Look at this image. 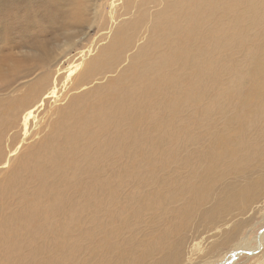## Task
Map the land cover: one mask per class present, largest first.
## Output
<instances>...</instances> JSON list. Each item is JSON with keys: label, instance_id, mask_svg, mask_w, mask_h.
I'll use <instances>...</instances> for the list:
<instances>
[{"label": "rangeland", "instance_id": "374dc122", "mask_svg": "<svg viewBox=\"0 0 264 264\" xmlns=\"http://www.w3.org/2000/svg\"><path fill=\"white\" fill-rule=\"evenodd\" d=\"M37 1H28L24 13L9 2V12L0 13V46L23 71L10 86L2 80L8 73L0 78V116L19 106L12 86L53 65L81 62L80 78L58 72L60 101L44 103L23 145L50 131L53 108L73 109L61 122L83 120L68 141L76 148L73 169L106 191L74 193L70 219L65 208L47 213L41 202L47 233L56 227L59 242L33 263L264 264V64L246 61L264 50V0H196L193 9L180 5L192 0ZM173 14L178 22L167 28ZM124 66L119 89L85 93ZM144 87L154 94L142 95ZM118 105L119 144L105 155L87 139L105 135L95 123ZM14 131L23 134L9 131L0 143L5 152ZM16 165L22 176L26 167ZM61 166L51 172L57 176ZM3 175L0 169V181ZM8 200L16 210V200ZM14 243L0 246V264L22 260L15 251L24 243L18 237L17 250Z\"/></svg>", "mask_w": 264, "mask_h": 264}, {"label": "bare ground", "instance_id": "6f19581e", "mask_svg": "<svg viewBox=\"0 0 264 264\" xmlns=\"http://www.w3.org/2000/svg\"><path fill=\"white\" fill-rule=\"evenodd\" d=\"M28 1L30 0H0V13L2 16H5L9 12V10L6 8L9 2H12L14 6L20 8L22 13H24L26 9L25 5L26 3H28ZM115 1L119 0H111L110 5H113ZM194 1L195 5H191V3ZM38 4L39 2L37 1V5ZM180 5L190 9L200 7L197 6L196 0H192L190 2L183 1L180 2ZM45 7L46 5L39 8L38 12L44 11ZM174 14L167 28H173L177 24L178 20L174 17ZM5 47L6 46H0V78L5 73H8L5 78H3L4 76L2 77V80L4 82H10V80H13L12 82L15 84L17 78L20 77V74H22L23 71L22 73H20L21 71H19L17 65L18 63L16 61H14L13 59L12 60L14 62L9 61V59L12 58L10 57L11 53L5 55ZM91 50L92 49L88 47L85 52L81 54L82 59L87 53H90ZM251 55L252 57H248V59L246 60L248 63L253 62L257 64H264V59L261 58L262 55L264 57V50L257 53H253ZM6 61H9L10 64L9 67L7 66L5 68L4 66ZM80 65L81 62H69L68 65L65 67H63L62 65H53L54 67L52 69V66L48 67L45 71L39 72L31 79H28L25 82L22 81L23 83L21 82L15 86H12L14 87L13 89L15 91L19 92L18 96L16 95L17 97L14 98V100L19 101V106L9 112V114H7L6 116H0V143L3 142L8 132L13 129H19V132H23V134H19L18 136L17 133L14 131L12 135L9 136L8 143L6 145L8 151L5 152L2 150V148H0V169H3L4 173L3 179L0 182L1 184H4L5 187V189H2L0 191V246L2 244H5V246L9 247L10 245L7 243L15 242L14 247L17 250L19 248V244H17L18 237L21 238V243H24L21 252L15 251L16 254H22V260H15L13 258H10L9 264H31L33 263V260L38 257L37 253L39 251L42 253L41 249H48V252H54V250L58 248L56 246V243L59 241L56 240L55 234L59 231H57L56 227H54L52 228L53 231L51 233H47V229L44 225V218L47 213L54 211L58 213L65 208V212H68L69 215L65 218L70 219L69 209L72 208L74 193L81 192V194L84 193L89 197L96 196L95 194L97 193V189L98 196L106 191V189L101 186L103 182H100L101 184L98 181L95 183H89L88 178H79L77 172H75L73 169L75 168V156H72V154L75 152L76 148L75 145H71L70 142L73 141V139L75 138V135L77 134V129L82 126L81 124H83V120H80L79 118V121L77 123H61L62 120L67 117V115L71 116V113H74L73 109H71L69 112V110H64L63 107L64 111L60 110V112L59 108L61 107L53 108V113L55 114L57 112V117L54 118L50 123V131L44 133L39 138L37 137L38 139L33 140L30 144L23 145V142L28 139V130L31 121L36 122V114L44 112L43 110L39 112V109L44 106V103H49L50 100L55 103L57 101H60L58 99L60 97L58 93V72L65 69L67 70V72H73V74H76L74 78L77 79L84 76L86 72V68H82V71L80 73H77L80 69ZM127 67L128 66L122 67L114 78L106 79L104 84L98 86L96 85L95 87L86 89L87 91L85 93L93 89L96 93L97 88L103 86L113 88L114 84H116L117 89H119V79L120 77H122V73L127 69ZM21 76H23V74ZM250 78L251 76L246 71L245 83L248 82ZM4 82L2 83L5 84ZM9 82L7 84H9ZM10 85L11 84H9V86ZM79 86H75L74 84H72L69 89L77 88ZM240 86H242V84L238 77L233 81V88L235 91H238L240 89ZM141 92L142 95H148L151 93L152 95L154 94L151 89H147L145 87ZM66 93L67 92L65 91V94ZM100 97L102 96L100 95ZM76 98H78V96ZM79 101H81L80 98L76 99L75 102L78 104ZM118 111L119 105L113 110V113L104 114V118L101 115L97 119V121L95 120V126L100 129L99 132L105 133V135H103L104 142L100 141L103 136L99 137L93 135L91 138L88 136L87 139V142L92 143L95 147H97L98 151L107 152L105 155L111 153L110 149L115 143L118 142L119 144ZM38 121L42 120L38 119ZM108 128H114L115 132L113 133L107 131ZM110 133H112L113 136H107ZM69 139L72 140L68 142ZM78 141L79 140H77V143ZM21 147L24 148V151L20 155L16 156L15 154L17 150H19ZM17 158L18 161L16 163H19L23 169H25L26 167V170L25 172H23L24 174L22 176L17 175L18 167L16 163L14 166L12 165V168H10V165L14 162L15 159L17 160ZM58 164L62 166L59 170L56 169L58 171V174L56 176L55 172H51V169H53V167ZM54 176H56L57 179H48L49 177ZM18 192L22 194L17 195ZM59 193L64 194L63 197L57 196ZM9 196H12L16 200L15 204L17 205V208L14 211L9 210ZM41 202L46 205L47 213L42 210ZM19 216L25 217V222H15V224L12 226L8 225V222H4V220L7 218L13 219L18 218ZM55 240L57 242H54Z\"/></svg>", "mask_w": 264, "mask_h": 264}]
</instances>
